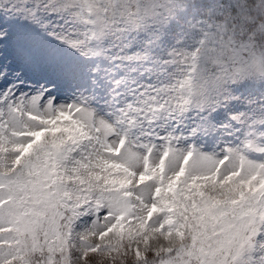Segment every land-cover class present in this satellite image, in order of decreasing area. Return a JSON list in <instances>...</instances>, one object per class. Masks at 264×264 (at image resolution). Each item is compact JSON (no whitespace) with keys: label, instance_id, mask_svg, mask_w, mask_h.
Listing matches in <instances>:
<instances>
[{"label":"snow or ice","instance_id":"obj_1","mask_svg":"<svg viewBox=\"0 0 264 264\" xmlns=\"http://www.w3.org/2000/svg\"><path fill=\"white\" fill-rule=\"evenodd\" d=\"M0 264H264V0H0Z\"/></svg>","mask_w":264,"mask_h":264}]
</instances>
